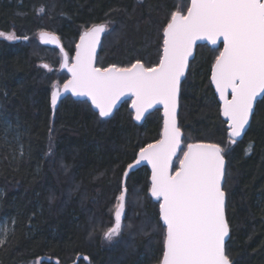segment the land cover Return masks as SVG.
<instances>
[{"label": "trees", "instance_id": "1", "mask_svg": "<svg viewBox=\"0 0 264 264\" xmlns=\"http://www.w3.org/2000/svg\"><path fill=\"white\" fill-rule=\"evenodd\" d=\"M188 5L189 0H0V31L16 36L0 37V225L7 227L0 230V264H31L37 257L41 264L159 263L165 227L159 202L149 196L147 166L130 171L124 183L131 227L110 246L103 245L100 231L113 219L124 169L160 135V109L135 122L129 99L107 118L70 95L53 105L52 83L63 84L68 75L56 70L58 48L35 37L53 32L73 54L79 35L103 23L97 67L136 61L153 67L172 12L184 14ZM219 50L198 44L180 84L179 153L195 141L220 145L226 161L225 253L230 264H264V95L233 142L209 80ZM46 59L49 69L40 62Z\"/></svg>", "mask_w": 264, "mask_h": 264}, {"label": "snow or ice", "instance_id": "2", "mask_svg": "<svg viewBox=\"0 0 264 264\" xmlns=\"http://www.w3.org/2000/svg\"><path fill=\"white\" fill-rule=\"evenodd\" d=\"M105 30V25H96L81 35L69 69L72 79L64 89L89 97L100 117H107L126 92L135 96L132 107L136 120L153 103H163L162 138L141 148L139 154L140 160L152 165L151 196L161 198L160 215L166 225L163 264H230L224 246L229 226L222 188L223 149L218 144H189L175 174L167 171L181 140L176 98L194 41L206 37L215 44L217 37H223V50L215 58L211 81L223 101L228 136L235 142L249 122L253 99L264 91V0H191L187 15L172 12L163 30V55L153 67H145L140 61L123 68L95 67V46ZM0 37L16 39L14 34L3 32ZM57 39L50 37L52 43ZM229 89L231 100L226 96ZM59 96L60 91L51 92L53 105ZM125 200L126 191L117 197L115 225L104 233L109 241L121 231Z\"/></svg>", "mask_w": 264, "mask_h": 264}, {"label": "water", "instance_id": "3", "mask_svg": "<svg viewBox=\"0 0 264 264\" xmlns=\"http://www.w3.org/2000/svg\"><path fill=\"white\" fill-rule=\"evenodd\" d=\"M190 6H191V0H189V5H188V7H187V9H186V11H185L184 14H182V13L179 12V11H176V12H179V13H181L182 15H187V10H188V8H189ZM170 19H171V18H170ZM169 21H170V20H169ZM167 24H168V23H167ZM167 24H166V25H167ZM96 25H101V24H96ZM96 25H93V26H96ZM93 26H92V27H93ZM165 27H166V26H165ZM90 28H91V27H90ZM87 30H88V29H87ZM163 30H164V28H163ZM85 31H86V30H85ZM85 31H83V32L79 35V37H78V39H77V41H76V43H75V49H74V53H73V56H72V59H71V63H70L69 65H67L66 67L64 66V68H63V69H65V71L67 72V74H68V78H67V80H66V81L60 86V90H59V91H60V96L58 97L57 102L59 101V99H61V98L64 97L65 95H70L73 99L87 100V101L90 103L91 108H92L94 111H96V112L98 113V115H99V110H98V109H97V108L91 103V100H90L89 97H87V96H85V95H73V92L71 91V89L65 90L64 87H63L64 84H65L67 81H69V80L72 79V73L69 71V69L72 67V65H73V63H74V61H75V56H76V52H77V47H76V46H77V44L80 43V37H81V35H82ZM42 33L45 34L43 37H42V35H41ZM103 33H104V32H103ZM103 33L100 34V40H99V42H98V43L96 44V46H95V53H94V59H93V64H94L95 67H97V66L95 65L96 54H97V52H98V50H99V48H100V42H101V38H102ZM162 34H163V31H162ZM52 35H55V36L58 38V36H57L55 33H53V32H50V31H41V32L38 34V41H39L42 45L51 46V47H57L59 50L62 51L63 48H62V45H61V42H60V39H59V38L57 39V42H56V43H52V42L50 41V37H51ZM163 40H164V36H163ZM163 40H162V47H161V55H160V57L163 55V46H164V45H163ZM198 44H206V45H208V46H210V47H218V46H220V51H222V50H223V37H217V38H216V43H215V44H212V43H211L206 37H201V38H198L197 40L194 41V43H193V45H192V49H191V55H189L188 60H187V65H186V67H185V69H184V74H183V76L180 78V84H181L182 80L184 79V77H185V75H186V72H187V69H188V66H189V61L193 58L194 53H195V48H196V46H197ZM220 51H219V53H220ZM219 53H218V55H219ZM218 55H217V56H218ZM159 60H160V59H159ZM158 63H159V62H158ZM158 63H157V64H158ZM214 63H215V60H214V62L212 63L211 68H210L209 80H210L211 86H212V88H213V91H214V93H215V95H216V98H217V100H218V102H219V106H220V116H221V118H222L223 120H225V122H226V126H227V128H228V118L225 117V116L223 115V111H222L223 101L221 100V98H220V94L217 92L215 85H214V84L212 83V81H211V76H212V66H213ZM108 67H109V66H108ZM129 67H130V66H129ZM97 68H100V67H97ZM106 68H107V67H106ZM122 68H123V67H122ZM179 92H180V85H179V90H178V92H177V98H176V123H177V126H178L177 112H178V103H179ZM263 95H264V91H259V92L257 93V95L255 96V98L253 99V108H252V111H251L250 114H249V122H250V119H251L252 113H253V111H254L255 104H256L257 100H259ZM226 96H227V99H228V100H231V98H232V97H231V89L228 90V92L226 93ZM126 99H129V100H130L129 108L132 110V117H133V120H134L135 122H142L143 119L145 118V116H146L149 112L153 111V110L156 109V108H159V109H160V112H161V115H162V124H161L160 135H159L158 139H156L155 141L149 143V144H155L157 141H159V140L162 138V133H163V129H164V120H165V116H164V105H163V103L160 102V101H157V102L153 103V104L151 105V107H148V108H146V109L144 110V114L142 115L141 119H140V120H136V119H135V116H136V109H134V108L132 107V105H133V101L135 100V96H133V94H132L131 92H126L124 95H122V96L116 101V103L113 105L112 112H111L107 117L111 116V115L113 114L114 110H115L116 108H118L119 105H120L124 100H126ZM107 117H102V118H107ZM249 122H248V124L245 125L244 130L241 132V135H240L239 137H236L235 140H239V139L243 136L244 132L246 131V129H247L248 125H249ZM227 135H228V131H227ZM228 137H229V136H228ZM181 138H182V131H181ZM198 143H202V144H214V143H210V142H200V141L190 142V143L187 144V146H186V148H185V151L188 150V145H189V144H198ZM149 144H147V145H149ZM147 145H145V146L142 147V148L147 147ZM181 145H182V141L180 140V144H179V146L177 147L175 154L172 156V160H171L170 165H169V167H168V169H167L168 173L171 174V175H174L175 172L178 170V168H179V166H180V161H179L177 169H176L175 171H173V161H174L175 157L178 155V153H179V151H180V148H181ZM185 151H184V152H185ZM139 154H140V150L137 152L135 159H134L131 163H129V164L126 166V168L124 169V172H123V175H122V180H121V184H122V187H121V193H122V192H125V186H124V183H125L126 176L128 175V173H129L130 171L136 169V168L139 167V166H147V168L149 169V183H150V185H149V196L151 197L152 200H154V201H158V202H159V206H158L159 219H160V221H161V224L165 227V231H164V233H165V236H164V242H165V238H166V225H164L163 220H162L161 215H160V202H161V198L152 197V196H151V192H150V189H151V186H152V180H151V177H152V165H151L147 160H140V156H139ZM183 154H184V153H183ZM221 155L223 156L222 153H221ZM223 158H224V156H223ZM181 159H183V155H182ZM181 159H180V160H181ZM137 160H139V163H136ZM224 162H225V164H226L225 158H224ZM129 165H132V168H129ZM126 173H127V175H126ZM222 184H223V180H222ZM121 193H120V195H121ZM225 203H226V198H225ZM225 218H226V214H225ZM115 219H116V218H115ZM226 221H227V220H226ZM227 238H228V236L225 237L224 246H225V243H226ZM164 242H163V252H162V255H161V258H160L159 264H163V253H164V250H165V244H164Z\"/></svg>", "mask_w": 264, "mask_h": 264}, {"label": "rangeland", "instance_id": "4", "mask_svg": "<svg viewBox=\"0 0 264 264\" xmlns=\"http://www.w3.org/2000/svg\"><path fill=\"white\" fill-rule=\"evenodd\" d=\"M181 4H180V7H179V5H178V9L180 8V10H181ZM101 25H106V24H101ZM107 29V28H106ZM106 31V30H105ZM0 32H2V31H0ZM3 33H5L6 35L7 34H14L13 33V31H9V32H3ZM5 38V37H4ZM35 39H36V42L39 44L40 42L38 41V35L35 37ZM41 44V43H40ZM42 45V44H41ZM56 54H57V58H58V66H57V68H56V70L59 72V71H62V69L64 68V66H62V65H64L65 63L67 64V65H69L70 63H71V59H72V55L73 54H70L69 52H67V51H65V50H59L58 49V51L56 52ZM40 62H44V63H41V65H47L48 67L46 68V69H49V67H50V62H49V60L48 59H46V60H44V61H40ZM60 90V83L58 82V80L56 79L55 81H53V83H52V91L53 90ZM51 91V92H52ZM182 153H184V150H181V153H179V156L176 158V160H175V162H176V164H178L179 163V161H180V158H181V155H182ZM126 204L128 205V196H127V198H126ZM117 203H118V201H116V203H115V206H114V208H113V219H112V221H111V223L109 224V225H107L106 226V228L104 229V230H101L100 231V237H101V241H102V243H103V245L104 246H110V245H113L114 243H116L118 240H119V238H120V235L124 232V231H126V229L127 228H130L131 227V225H129L127 222H126V218H125V212H126V208H125V202H124V208H123V210H122V214H121V225H122V227H121V231L119 232V234H117L116 236H114L113 238H112V240L111 241H109V240H107V239H105V237H104V233L109 229V228H111V227H113L114 225H115V223H116V219H115V211H116V205H117ZM126 228V229H125ZM7 227H6V225L5 224H2L1 223V225H0V230L3 232V233H5L7 230ZM41 258H39V257H37V258H35L32 262H31V264H41Z\"/></svg>", "mask_w": 264, "mask_h": 264}, {"label": "bare ground", "instance_id": "5", "mask_svg": "<svg viewBox=\"0 0 264 264\" xmlns=\"http://www.w3.org/2000/svg\"><path fill=\"white\" fill-rule=\"evenodd\" d=\"M39 44H40V43H39ZM62 70L65 71V69H62ZM65 72H66V71H65ZM66 73H67V72H66ZM67 75H68V74H67ZM66 80H67V79H66ZM66 80H65V81H66ZM65 81H64V82H65ZM64 82H63V83H64ZM61 85H62V84H60V86H61ZM101 118H102V117H101ZM162 252H163V251H162ZM160 258H161V257H160ZM159 261H160V260H159ZM158 264H159V263H158Z\"/></svg>", "mask_w": 264, "mask_h": 264}]
</instances>
